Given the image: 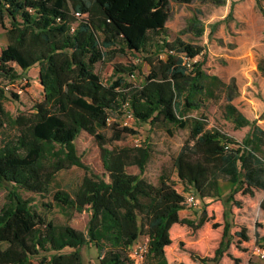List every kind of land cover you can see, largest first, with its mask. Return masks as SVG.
Listing matches in <instances>:
<instances>
[{
  "label": "trees",
  "instance_id": "1",
  "mask_svg": "<svg viewBox=\"0 0 264 264\" xmlns=\"http://www.w3.org/2000/svg\"><path fill=\"white\" fill-rule=\"evenodd\" d=\"M153 1L154 6L160 2ZM139 8V0H0V27L7 40L0 57H12L22 71L37 66L43 93L31 110L12 115L4 105L7 93L15 99L18 94L4 87L19 75L0 79V128L14 130L0 141V183L7 187L0 208V264H33L34 258L38 264H84L80 248L88 244L98 251V264H169L165 247L172 225L204 223V217L196 223L180 218L187 206L173 181L164 174L157 183L144 176L152 153L148 143L117 144L136 134L116 119L125 110L139 124L169 134L188 131L171 158L184 193L205 202L221 198V179L229 184L225 202L238 192L264 191V129L233 104L234 81L225 83L206 72L195 60L203 46L171 36L166 26L145 25L135 35L127 33L120 21ZM190 25L195 28L197 22ZM102 61L112 63L106 81L95 72ZM257 70L264 78V58ZM222 97L224 118L235 129L249 127L241 140L207 128L206 110ZM82 132L98 146L102 174L91 172L78 154L74 141ZM72 166L86 171L81 181L51 192L57 174ZM22 192L50 195L53 204L43 205L66 215L86 211L85 230L48 219ZM260 208L264 211V197ZM224 216L213 262L229 246L226 211ZM142 235L146 251L137 263L131 247ZM236 235L248 240L245 228ZM248 264L261 263L251 259Z\"/></svg>",
  "mask_w": 264,
  "mask_h": 264
},
{
  "label": "rangeland",
  "instance_id": "2",
  "mask_svg": "<svg viewBox=\"0 0 264 264\" xmlns=\"http://www.w3.org/2000/svg\"><path fill=\"white\" fill-rule=\"evenodd\" d=\"M153 2L139 0L140 8L128 13L120 21L124 30L130 35H135L145 25L158 24L166 26L171 36L180 34L183 39L203 46V53L195 60L202 61V68L206 72L216 74L225 83L234 81L238 94L234 97L233 104L246 108L251 117L256 115L261 118L264 111V78L257 73V62L264 58V0H260V6L256 0H160L157 6H154ZM193 19L197 22L195 28L190 25ZM6 42L5 31L0 27V48ZM117 61L122 62L125 59L117 58ZM142 70H147L145 64ZM95 72L106 81L112 74V63H97ZM11 73L19 75L12 91L18 94V98L15 99L10 92L7 93L5 109L12 115L21 111L28 112L33 104L43 97L38 81V67L33 66L28 71H22L12 57H0L1 81L5 75ZM224 102L222 97L221 100L209 104L206 110L207 128L219 129L241 140L248 128L235 129L233 123L224 118ZM116 119L121 121L123 117L116 116ZM258 123L264 128V121ZM127 126L136 130V134L127 136L117 144L148 143L152 153L144 176L157 183L159 176L164 174L168 180L174 182L177 190H181V184L176 181L171 158L183 144L188 131L173 129L172 134H169L161 128H152L148 123L139 124L133 120L128 121ZM12 135L14 130L8 125L0 128V141ZM74 143L89 170L102 174L99 149L92 136L82 132ZM128 171L138 173L137 167H129ZM85 173L84 169L76 166L59 172L51 192L56 188L75 187ZM221 185V198L206 202L200 200L196 210L180 213L182 217L191 218L193 223L198 222L200 217L205 220L200 227L186 224L172 226L169 231L172 242L165 247L169 264H203L195 255L206 260L208 264H234V258L239 259V264L251 259L264 264V257L260 256L261 253L264 255V211L260 208L263 191L256 190L253 195L238 192L231 201L225 202L229 185L224 179H221ZM22 193L25 198L31 199V204L48 219L85 230L88 220L86 211L66 215L56 207L48 209L43 205L53 204L50 195ZM6 201L7 187L0 183V208ZM225 211L228 214L229 246L219 260L213 262L214 251L219 245L225 224ZM242 228H245L247 241H242L236 235ZM146 242L147 238L142 235L136 243L144 246ZM80 253L84 264H98V251L93 245H83ZM37 261L38 259L34 258L33 264H38Z\"/></svg>",
  "mask_w": 264,
  "mask_h": 264
},
{
  "label": "built area",
  "instance_id": "3",
  "mask_svg": "<svg viewBox=\"0 0 264 264\" xmlns=\"http://www.w3.org/2000/svg\"><path fill=\"white\" fill-rule=\"evenodd\" d=\"M186 65L190 66V60L189 59H185ZM24 81H26L24 79ZM14 84L15 82H13L12 84H7L4 88L5 90H13L14 89ZM123 117V120H121V123L123 125H127L128 121L133 120L132 114L129 110H125L123 115L121 116ZM184 194V203L187 207L191 208V207H196L198 204V199L196 197V195L189 191V192H185ZM137 244V243H136ZM134 244L131 247V256L135 259V261H142L144 253L146 251V246H141V245H136ZM260 256L263 258L264 255L261 253ZM140 263V262H137Z\"/></svg>",
  "mask_w": 264,
  "mask_h": 264
},
{
  "label": "crops",
  "instance_id": "4",
  "mask_svg": "<svg viewBox=\"0 0 264 264\" xmlns=\"http://www.w3.org/2000/svg\"><path fill=\"white\" fill-rule=\"evenodd\" d=\"M29 69H31V68H28V69H26L25 71H28ZM257 73H259V71L257 70ZM259 75L261 76V74L259 73ZM262 77V76H261ZM263 78V77H262ZM235 105V104H234ZM236 106V105H235ZM236 108L247 118V119H249V120H256V122H257V124L258 125H260L261 126V124L260 123H258V122H262V121H264V117L261 115V118H257V116L256 115H254L253 117H251L250 115H249V113L247 112V110H246V108H243V107H239V106H236ZM264 112V111H263ZM255 118V119H254ZM262 127V126H261ZM242 128H245V127H242ZM246 128H248L247 129V131L249 130V127H246ZM263 128V127H262ZM264 129V128H263ZM247 131L243 134V135H245L246 133H247ZM235 138V137H234ZM243 138V137H242ZM241 138V139H242ZM238 140V139H237ZM177 179V178H176ZM229 185V184H228ZM180 187H181V190H178L179 192H181V193H184L183 192V187L181 186V185H179ZM221 188H222V185H221ZM258 190H261V189H258ZM254 191H256V190H254ZM263 191V190H262ZM222 192H223V190H222ZM263 193H264V191H263ZM263 197H264V194H263ZM263 197H262V199H263ZM261 199V200H262ZM201 201H199L198 200V204H197V206L199 205V203H200ZM197 206L196 207H191V209H189V210H187L186 208H184V209H182V210H180L179 211V216H180V218H185V217H182L181 216V212H185V211H187V213L188 212H190V211H192V210H196L195 208H197ZM185 216H187V214L185 215ZM188 219H191V218H188ZM175 224H181L182 225V223H175ZM174 225V224H173ZM172 225V226H173ZM172 228V227H171ZM170 228V229H171ZM171 238V237H170ZM171 242H172V239H171ZM249 262V261H248ZM248 262H246V263H244V264H248Z\"/></svg>",
  "mask_w": 264,
  "mask_h": 264
}]
</instances>
